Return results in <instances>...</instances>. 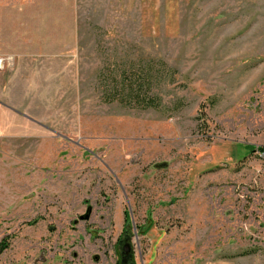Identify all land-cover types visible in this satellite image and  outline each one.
<instances>
[{
    "label": "rangeland",
    "instance_id": "rangeland-1",
    "mask_svg": "<svg viewBox=\"0 0 264 264\" xmlns=\"http://www.w3.org/2000/svg\"><path fill=\"white\" fill-rule=\"evenodd\" d=\"M0 55V264H264V0H0Z\"/></svg>",
    "mask_w": 264,
    "mask_h": 264
},
{
    "label": "trees",
    "instance_id": "trees-1",
    "mask_svg": "<svg viewBox=\"0 0 264 264\" xmlns=\"http://www.w3.org/2000/svg\"><path fill=\"white\" fill-rule=\"evenodd\" d=\"M127 72L128 71H125V73H127ZM144 80H146V77L143 78V81ZM129 81H130L129 85H123V90L128 89L129 93L127 95H125V97L123 99H119V101L121 100L124 104H127V105H132L134 103L135 105L142 106V107H155L156 106L155 105L156 99H154V98L153 99H145L142 101L139 99L140 97H136L138 95L134 94V88L136 90L137 87L143 88V86H144V83H142V85L140 86V76L134 77V75H133L132 77H129ZM112 100L117 101L118 99L112 98ZM247 151H248V153H252L255 151V148L252 146H247ZM258 151L264 153V148H259ZM126 222H127V224L125 225L124 231H126V229L128 228L129 220H127ZM151 226L152 225L148 226L145 229L144 233L149 231ZM132 263L134 264V260H132Z\"/></svg>",
    "mask_w": 264,
    "mask_h": 264
},
{
    "label": "water",
    "instance_id": "water-1",
    "mask_svg": "<svg viewBox=\"0 0 264 264\" xmlns=\"http://www.w3.org/2000/svg\"><path fill=\"white\" fill-rule=\"evenodd\" d=\"M90 212H88V214H86L84 217H82L83 219H89L90 217ZM131 222L133 223V220H131ZM127 232V231H126ZM135 237H137L135 235ZM132 240L133 238L130 235H126L125 238L123 240L120 241V246H121V264H133L132 260L134 258V248L132 245ZM99 257L96 256L95 260H98Z\"/></svg>",
    "mask_w": 264,
    "mask_h": 264
},
{
    "label": "built area",
    "instance_id": "built-area-1",
    "mask_svg": "<svg viewBox=\"0 0 264 264\" xmlns=\"http://www.w3.org/2000/svg\"><path fill=\"white\" fill-rule=\"evenodd\" d=\"M12 64V58L0 55V71L9 67Z\"/></svg>",
    "mask_w": 264,
    "mask_h": 264
},
{
    "label": "flooded vegetation",
    "instance_id": "flooded-vegetation-1",
    "mask_svg": "<svg viewBox=\"0 0 264 264\" xmlns=\"http://www.w3.org/2000/svg\"><path fill=\"white\" fill-rule=\"evenodd\" d=\"M126 235H127V233L124 232V235L122 236V238L120 239V241L123 240V239L125 238ZM120 241H119V248H120V264H121V260H122V258H121V253H122V252H121Z\"/></svg>",
    "mask_w": 264,
    "mask_h": 264
},
{
    "label": "crops",
    "instance_id": "crops-1",
    "mask_svg": "<svg viewBox=\"0 0 264 264\" xmlns=\"http://www.w3.org/2000/svg\"><path fill=\"white\" fill-rule=\"evenodd\" d=\"M0 124H1V116H0Z\"/></svg>",
    "mask_w": 264,
    "mask_h": 264
}]
</instances>
